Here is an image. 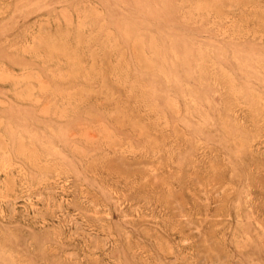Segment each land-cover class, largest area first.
<instances>
[{
	"label": "rangeland",
	"instance_id": "rangeland-1",
	"mask_svg": "<svg viewBox=\"0 0 264 264\" xmlns=\"http://www.w3.org/2000/svg\"><path fill=\"white\" fill-rule=\"evenodd\" d=\"M0 264H264V0H0Z\"/></svg>",
	"mask_w": 264,
	"mask_h": 264
}]
</instances>
